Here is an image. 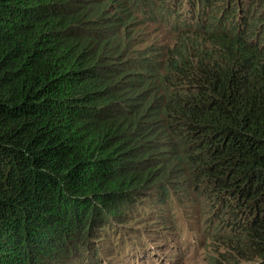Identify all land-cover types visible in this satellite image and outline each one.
<instances>
[{
  "label": "trees",
  "instance_id": "16d2710c",
  "mask_svg": "<svg viewBox=\"0 0 264 264\" xmlns=\"http://www.w3.org/2000/svg\"><path fill=\"white\" fill-rule=\"evenodd\" d=\"M201 201L264 264V0H0V264H152L178 237L127 222Z\"/></svg>",
  "mask_w": 264,
  "mask_h": 264
},
{
  "label": "rangeland",
  "instance_id": "374dc122",
  "mask_svg": "<svg viewBox=\"0 0 264 264\" xmlns=\"http://www.w3.org/2000/svg\"><path fill=\"white\" fill-rule=\"evenodd\" d=\"M173 20V19H172ZM173 23V21H172ZM165 28V29H164ZM163 29L161 31L162 36H166L167 31L170 30V27L163 26ZM155 37H152V40L150 39V43L153 42V39ZM149 44V40L147 42ZM189 206V211L192 210ZM195 211L196 219L190 220L191 222H195L194 224H189V227H186L185 224L181 225L179 222H174V220H171L168 224L163 223L162 221H159L160 219H155V221H151L148 219H144L139 223V219H142V217L136 216L135 218H132L127 222V228L128 230H136L140 231V237L149 235L150 240H155L157 237L166 236L167 233L174 234V237H178L179 244L176 245V249H171L169 251H160L158 249V252L162 254L163 258H158L157 256L154 258V261L152 264H215L212 263V259L214 257H217V251L214 245V243L211 241L212 238L208 239V236L206 235L203 230L206 229V226L210 220L202 214V212H205V206L204 204L200 203V205L196 206V209H193ZM186 211H183L181 216L185 214ZM197 212V213H196ZM207 213V211L205 212ZM140 216V214H139ZM174 216V215H173ZM170 218H173L169 216ZM174 219V218H173ZM213 220V219H212ZM206 222V223H205ZM163 225H160V224ZM165 224V225H164ZM215 222L211 225V227H214ZM164 227V229H159ZM216 226V225H215ZM160 230V231H159ZM203 232V233H202ZM205 233V234H204ZM222 233V230H220V234ZM164 234V235H163ZM114 234H110V236L106 239H98L96 240L97 244H91V252H93L95 249L100 250V255L104 257V259H112L113 262H117L118 264H129L128 262H124L122 256L120 255V239L117 236H112ZM215 235V234H213ZM197 238L201 240V242L197 243ZM175 238H171L173 240ZM216 239V236L214 237ZM103 241L102 243H100ZM151 245H153V242H150ZM148 246V244H147ZM154 249L153 247H149ZM211 256V257H209ZM226 260V259H225ZM123 261V263H122ZM133 264H141L140 260H136L133 262ZM216 264H229L225 263L224 259L219 258V261L216 262Z\"/></svg>",
  "mask_w": 264,
  "mask_h": 264
}]
</instances>
